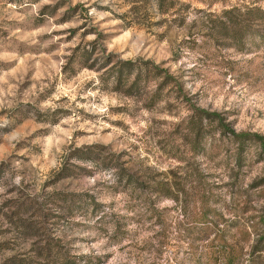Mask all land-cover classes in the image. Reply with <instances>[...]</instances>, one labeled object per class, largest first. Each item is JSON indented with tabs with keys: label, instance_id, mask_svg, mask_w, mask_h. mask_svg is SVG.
<instances>
[{
	"label": "rangeland",
	"instance_id": "rangeland-1",
	"mask_svg": "<svg viewBox=\"0 0 264 264\" xmlns=\"http://www.w3.org/2000/svg\"><path fill=\"white\" fill-rule=\"evenodd\" d=\"M173 1L0 0V264H177L184 209L264 215V50L208 22L264 0Z\"/></svg>",
	"mask_w": 264,
	"mask_h": 264
},
{
	"label": "trees",
	"instance_id": "trees-1",
	"mask_svg": "<svg viewBox=\"0 0 264 264\" xmlns=\"http://www.w3.org/2000/svg\"><path fill=\"white\" fill-rule=\"evenodd\" d=\"M160 9L174 8L173 0H154ZM162 12V11H161ZM211 16V15H210ZM213 29L223 40L240 44L244 48V41L249 38V50H264V9L255 6L232 7L221 11L219 16L208 21ZM246 32V34H245ZM246 36H245V35ZM203 37L211 35L203 34ZM216 41L215 38H213ZM114 68L116 81L121 82L123 72L136 71L137 76L130 86V90L136 86L141 70L134 67L132 62H121ZM146 74L153 72L160 77L161 72L150 63H144ZM125 67V68H124ZM172 79L167 75L163 77L160 85L167 87L172 84ZM200 120L216 123L221 132H225L233 140L240 144L253 142L263 144L257 135L247 133H235L226 125L221 124V119L214 113L198 111ZM197 133V132H196ZM197 135V134H196ZM241 150V149H240ZM264 151V148H261ZM196 209V210H195ZM185 212L180 223L176 224L177 241L184 245L182 257L177 264H264V215L256 221L249 223L248 219L225 217L215 209L195 208ZM117 226V223H114ZM119 232V227L115 229ZM252 236V239L249 237Z\"/></svg>",
	"mask_w": 264,
	"mask_h": 264
}]
</instances>
